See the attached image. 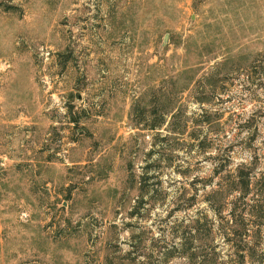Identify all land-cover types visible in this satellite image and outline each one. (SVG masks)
I'll return each mask as SVG.
<instances>
[{
	"label": "rangeland",
	"instance_id": "374dc122",
	"mask_svg": "<svg viewBox=\"0 0 264 264\" xmlns=\"http://www.w3.org/2000/svg\"><path fill=\"white\" fill-rule=\"evenodd\" d=\"M0 264H264V0H0Z\"/></svg>",
	"mask_w": 264,
	"mask_h": 264
},
{
	"label": "trees",
	"instance_id": "16d2710c",
	"mask_svg": "<svg viewBox=\"0 0 264 264\" xmlns=\"http://www.w3.org/2000/svg\"><path fill=\"white\" fill-rule=\"evenodd\" d=\"M156 126H159V124H158V125H156Z\"/></svg>",
	"mask_w": 264,
	"mask_h": 264
}]
</instances>
